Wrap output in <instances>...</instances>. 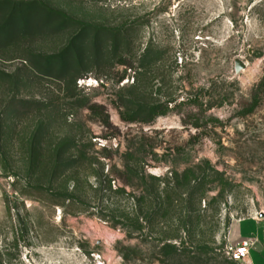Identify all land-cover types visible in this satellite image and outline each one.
Returning <instances> with one entry per match:
<instances>
[{
    "label": "rangeland",
    "instance_id": "obj_1",
    "mask_svg": "<svg viewBox=\"0 0 264 264\" xmlns=\"http://www.w3.org/2000/svg\"><path fill=\"white\" fill-rule=\"evenodd\" d=\"M9 1L51 17L21 48L0 52V72L13 76L0 75V264H245L226 247L242 220V233L263 235L250 219L264 222V0ZM68 49L81 76L74 110V75L66 86L30 65ZM236 60L246 66L238 74ZM128 64L147 65L142 100L160 114L151 124L120 119ZM35 131L47 161L75 138L88 154L79 175L31 178ZM140 147L147 176L163 182L149 190L176 186L172 172L204 177L191 205L176 197L169 214L144 220L145 187L119 173ZM97 179L116 193L99 198ZM74 187L78 198L64 201ZM178 187L183 195L186 183ZM251 260L264 264V252L254 249Z\"/></svg>",
    "mask_w": 264,
    "mask_h": 264
},
{
    "label": "trees",
    "instance_id": "obj_2",
    "mask_svg": "<svg viewBox=\"0 0 264 264\" xmlns=\"http://www.w3.org/2000/svg\"><path fill=\"white\" fill-rule=\"evenodd\" d=\"M40 13H43V15L40 16ZM50 17V12L44 11L36 4L32 3L25 5L23 3L11 2L9 0H0V52L6 51L7 49L21 48V45L24 44L23 41L25 38H29L31 32L39 29L42 20H47ZM115 37L121 40L119 34L115 35ZM85 41L86 38L80 41V43L84 45ZM90 47L91 45H87L89 50ZM114 51H116V49H114ZM77 64H79L77 55L72 49L62 51V53L51 57L46 61L35 60L33 64L30 62L31 67H33L32 70L35 73L43 76H51L53 73H56V77L66 86L68 84L64 78L67 76V73L68 75L69 73L74 75L69 82L70 85L73 86L71 94L68 96L69 102L67 106L69 110H74L79 101L76 92V80L81 76H76L75 66ZM148 65L150 66V64ZM127 66L134 71V76L133 83L122 90L127 91L128 95H122L119 98V107L121 109L120 119L128 124H151L160 116V114L155 111L156 108L152 106L153 104L145 105L142 100V88L145 87V81H149L151 78L148 76L149 72L143 74L140 70L146 69L147 65L145 67L138 66V68H135L130 64ZM0 75L7 78L13 77L11 74L5 72H0ZM27 104L30 105L31 103L28 102ZM32 105L36 106V103H32ZM25 106L22 107L26 109ZM49 110L51 111L52 109ZM7 111L8 108L4 110V112H6L5 114H8ZM41 133V131H35L30 142V157L28 159V165L29 168L32 169L31 178H36L39 181L41 177H46L44 174L47 173L49 182L54 183L60 182L62 179L67 182V177L69 175H79L80 169L85 165V161L88 157L86 149H82L75 138L67 136L63 139L64 142H61L60 145L54 147L52 151H49L50 156L48 159L49 161H47L43 143L40 141ZM104 151L108 152L106 149H104ZM124 161V168L119 173L130 181H136L139 186L145 187L146 189L147 200L145 197H142V199L146 200L145 205H147V212L145 213L144 220L147 223L152 222L155 217H162L169 214L174 209V202L177 198H180V200L182 199L187 203V206L191 205L196 195L195 190L202 187L205 183L203 176L188 180L187 176L185 178V175L179 176L178 173L172 172L171 179L168 178V181L175 182L174 184H176V186L173 185L174 187H170V184L168 185L167 183L162 191L156 189L157 191L154 192L153 189L163 182L155 176H147L146 167H149V165L146 163V150L143 147H140L135 151L128 152L124 155ZM184 178L185 180L183 181ZM186 179L188 181H186ZM97 180L99 183L98 187L95 188V193L99 198L102 199L105 196L104 193L107 192L113 194L116 193L111 187H102L101 182L99 181L100 179ZM148 180L150 181L148 182ZM180 182L186 183V187H184L185 193H183V195L187 194L185 197L182 194H178L176 187L179 186ZM148 185L152 186L153 189L149 190ZM75 198H78V195L77 189L75 190L74 187L72 191L68 192L64 197V201H70ZM140 221V216H136L132 231L140 230Z\"/></svg>",
    "mask_w": 264,
    "mask_h": 264
},
{
    "label": "crops",
    "instance_id": "obj_3",
    "mask_svg": "<svg viewBox=\"0 0 264 264\" xmlns=\"http://www.w3.org/2000/svg\"><path fill=\"white\" fill-rule=\"evenodd\" d=\"M250 220L254 221L255 223L258 224L260 228H262V231H263L262 236H260L258 232H257L256 237L251 236V234L249 233H242L241 224L243 220L234 223L231 229V233H230L231 244H238L243 240H249L252 242V246H251L248 257L245 260V264H253L251 260V253L254 249H257L261 251L262 253L264 252V222L258 219H253V218H251Z\"/></svg>",
    "mask_w": 264,
    "mask_h": 264
},
{
    "label": "built area",
    "instance_id": "obj_4",
    "mask_svg": "<svg viewBox=\"0 0 264 264\" xmlns=\"http://www.w3.org/2000/svg\"><path fill=\"white\" fill-rule=\"evenodd\" d=\"M251 246V241L243 240L238 244H229L226 253L233 262L241 263L247 259Z\"/></svg>",
    "mask_w": 264,
    "mask_h": 264
},
{
    "label": "water",
    "instance_id": "obj_5",
    "mask_svg": "<svg viewBox=\"0 0 264 264\" xmlns=\"http://www.w3.org/2000/svg\"><path fill=\"white\" fill-rule=\"evenodd\" d=\"M245 64L243 62H241L240 60H236L235 62V72L236 74L240 73L241 70H243L245 68ZM259 218H263L262 215L259 216Z\"/></svg>",
    "mask_w": 264,
    "mask_h": 264
}]
</instances>
